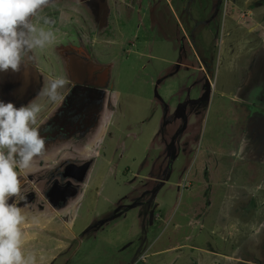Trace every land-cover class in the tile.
Returning a JSON list of instances; mask_svg holds the SVG:
<instances>
[{
	"label": "rangeland",
	"instance_id": "1",
	"mask_svg": "<svg viewBox=\"0 0 264 264\" xmlns=\"http://www.w3.org/2000/svg\"><path fill=\"white\" fill-rule=\"evenodd\" d=\"M31 19L54 41L0 71V101L41 109L9 199L25 256L264 264V0H50Z\"/></svg>",
	"mask_w": 264,
	"mask_h": 264
},
{
	"label": "clouds",
	"instance_id": "2",
	"mask_svg": "<svg viewBox=\"0 0 264 264\" xmlns=\"http://www.w3.org/2000/svg\"><path fill=\"white\" fill-rule=\"evenodd\" d=\"M50 0H0V71H18L34 48L51 44L54 33L32 22V17ZM45 23H48L45 19ZM69 81L50 79L43 94L50 100H62L58 89ZM40 105L30 103L16 107L0 101V264H36V257L22 251L20 225L25 217L9 199L20 191L17 167H30L42 154L45 140L36 125Z\"/></svg>",
	"mask_w": 264,
	"mask_h": 264
},
{
	"label": "crops",
	"instance_id": "3",
	"mask_svg": "<svg viewBox=\"0 0 264 264\" xmlns=\"http://www.w3.org/2000/svg\"><path fill=\"white\" fill-rule=\"evenodd\" d=\"M248 261V260H247Z\"/></svg>",
	"mask_w": 264,
	"mask_h": 264
}]
</instances>
